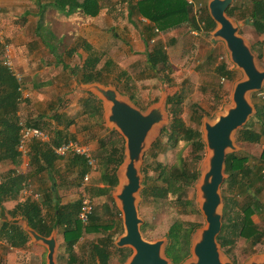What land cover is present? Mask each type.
<instances>
[{
	"label": "trees",
	"instance_id": "16d2710c",
	"mask_svg": "<svg viewBox=\"0 0 264 264\" xmlns=\"http://www.w3.org/2000/svg\"><path fill=\"white\" fill-rule=\"evenodd\" d=\"M249 0H247L248 2ZM57 9L68 16L77 9L82 10L84 15L94 17L99 14L100 6L98 0H54ZM130 7V6H129ZM67 8V9H66ZM134 11L141 17L146 18L152 29L156 32L166 33L171 29L186 25L187 28L199 30L198 22L205 23L203 27L206 31L215 28V23L210 18L207 6H203L193 13V7L186 0H138L133 5ZM238 12V15H237ZM226 15L231 18L246 17L249 25L257 34L264 36V0H250L248 5H244V0L235 1L233 5L226 10ZM42 18L38 21V29H41ZM185 27V28H186ZM150 40V39H149ZM146 41L147 51L145 53L146 63L154 73L158 74L160 81L166 86L173 85L171 75L173 73L172 65L169 63L168 55L161 40H156L152 45ZM260 44V42H259ZM89 47L87 46L86 49ZM71 54V53H70ZM4 56V48L0 44V58ZM258 56H261L259 51ZM100 62L99 57H92L85 60L81 68L74 67L70 69V75L78 77L80 81L88 84L93 82L101 83L102 70L96 69ZM0 67L1 63H0ZM68 67L64 66V70ZM218 73L228 79L233 78V73L227 69L225 63L218 67ZM22 77V76H21ZM24 80L20 82L9 73H0V162L10 160L16 163L21 156L18 151V145L21 139L23 127H37V123H22L17 115L20 104L23 99ZM264 90V89H263ZM252 93L254 96L253 107L254 114L249 121L237 131V141L246 145H263L262 151L256 158V163L252 162L249 155L228 154L225 159L224 174L227 176L222 184V226L217 237V242L223 254L233 256V248L237 240H242L247 244V249L243 251V256H251L255 253L254 248L264 241V219L255 223L253 216H258L264 212V204L260 201L255 192L254 186L264 182V171L261 164L264 163V91ZM124 93V92H123ZM129 98L134 101V96L129 93ZM259 96V98H256ZM94 101L92 96L82 100L84 108H87ZM183 95L181 92L175 93L166 99V107L169 115V124L161 129L160 137H166L170 143H176L178 140L186 141L193 148V169H185V161L181 160L179 168H173L166 171L161 168L155 178L149 180L148 171L151 166L149 161L150 153L159 148L161 139H157L152 145L150 152L144 155L141 172L144 175L143 189L140 192L141 202L144 205L148 201L160 204L168 198L169 195L179 207L182 214L188 212L196 214L198 210L193 200L188 199V188L194 185L199 178L198 162L204 153L205 144L202 139V133L199 129L187 128L181 118V105ZM195 105H192V108ZM193 113H198L197 110ZM53 118L58 119V115ZM200 117H197L199 125ZM55 139L53 145L40 140H31L25 143L24 149L29 158L28 166L30 172L35 177L45 173L48 178V186L42 188L43 198L41 201H35L31 198L19 202L9 213L12 216L19 215L26 219L28 226L42 237H48L54 228L60 229L64 249L57 256L58 264H109L112 257V249H115L112 239L104 237L97 244L91 245L89 257L85 258L84 245L79 241L85 234L107 233L111 226L103 225L100 218L93 209L89 222L84 225L78 220L80 211V200L67 204H62L56 192L55 168L58 161L68 158V164L77 166V176L82 178L88 171L86 161L83 157L67 155L59 157L54 154L53 148L60 145L63 136L59 131L54 132ZM115 134V133H114ZM116 138H108L107 141L99 142L100 148L97 154L99 159V181L104 185L102 189H91L90 196H104L113 205L117 214H120L111 196V191L117 186V170L124 159V142L121 137L115 134ZM64 142V141H63ZM250 158V159H249ZM18 163V162H17ZM34 168V169H33ZM157 170V169H156ZM28 174H10L0 183V200L6 202L10 196L18 194L25 182L30 178ZM42 178V177H41ZM40 178V179H41ZM234 190L232 196L227 195L225 189ZM104 208L109 211V207L104 204ZM46 209V213L44 212ZM260 223V224H259ZM263 224V225H262ZM147 223L141 226V232L144 233ZM201 224L175 220L168 228L164 237L166 244L164 255L171 264H183L191 256L192 236ZM2 241L12 248H21L29 240L28 234L18 226H8L0 236ZM77 245V246H76ZM77 247L78 249L74 248ZM125 259L122 260V263ZM232 262L237 264V260Z\"/></svg>",
	"mask_w": 264,
	"mask_h": 264
},
{
	"label": "crops",
	"instance_id": "0c3cea01",
	"mask_svg": "<svg viewBox=\"0 0 264 264\" xmlns=\"http://www.w3.org/2000/svg\"><path fill=\"white\" fill-rule=\"evenodd\" d=\"M76 1L80 2L81 0ZM137 1L138 0H98L100 6L99 14L94 17H89L84 15L80 9H77L66 16L57 9L54 0H0L2 8L0 14V26H2L4 30L5 38H7L6 40L11 43L10 48L13 61V67L11 69H7L1 65L0 73H9L14 77L15 74L18 73L22 76L23 80H26L22 85V89L23 94L27 97L23 96V99L31 97L33 100L31 107L37 102V99H39L41 94L44 95L46 90L58 87V92H56L57 95L44 96V100L40 101L39 104L37 103V105H43V108L50 105L54 108L46 116L42 115L36 117L35 121L32 123H37L38 126L36 128L48 133L49 141L47 143L49 144L53 145L55 139L54 132L59 131L63 136L61 142L75 140L82 145L89 146L91 156L95 163V169H91L86 163L88 168L86 174H89V179L86 182L83 181V176L75 182L72 181L69 184H62L59 185L58 188L56 187L57 196H59L58 198L62 204L70 203L68 201L74 200L73 198L77 194L79 195L80 200L82 194H84L91 200L93 209L96 211L97 206L101 204V200L104 199V196H96L94 198L90 196L91 189H102L104 187L99 181V159L97 156L100 148L99 142L103 140L107 141L110 136H106L112 132L123 139L120 133L111 127L107 121L105 111L106 106H109V103L105 102L94 92L85 90L84 87L95 84L101 86L103 89L115 90L120 97H124L122 93H119L115 88L107 86L103 82L82 83L80 81L81 75H79V78L71 76L70 69L74 67L81 68L88 57H102L105 59L113 50H116V47H119L122 50L125 49V51L128 50L130 54H127L128 56H126V58L138 62L141 60V57L145 56L147 51L145 40L150 39L149 45H152L158 39L161 40L167 52L168 48H172L180 43L184 46L186 41L182 42V39L185 34H188V32L191 34V31H194L195 34H192L193 37L198 38V36H206H202V33L212 31H206L203 28L205 23L198 22L197 25L199 30L195 28H187L186 25H182L181 27L171 29L166 33L156 32V29H152V26L146 18L141 17L134 10L132 13L129 11V6H133ZM194 2L196 6L192 7L193 13L195 14L198 12L197 10L200 9V6L197 5V3L201 1L194 0ZM3 12L4 16H2ZM41 18L42 30L40 31V29H38V21ZM21 19L25 21L20 22ZM183 31H187V33L183 34ZM39 32L41 34H39ZM40 36L44 39L42 40ZM177 37L179 40L175 41ZM120 43H122L123 46H117ZM87 46L89 47L88 49H86ZM189 46L192 50L195 49L193 46H196V51H199L201 48L197 39L190 41ZM50 49H53L57 55L54 53L52 54ZM98 52L101 53L100 56ZM171 62L172 61L169 60V63L172 65L173 63ZM64 66L68 67V69L64 70ZM127 66L129 65L124 67ZM226 66L228 69V65ZM67 77L70 78V86L64 88ZM161 84L163 83L161 82ZM74 89L79 92L77 108L75 111H72L73 113H69V111H62V113H60L59 110L61 107L59 108V105L66 101V97L68 98L73 94L72 91H74ZM39 92L41 94L38 96ZM89 96H92L94 101H92L87 108H84L82 100ZM128 100L135 106L129 97ZM104 104L106 106H104ZM66 107L67 106L65 105L64 108ZM138 109L142 111L140 108ZM55 114L58 115V119L53 118ZM72 114H74V116ZM17 115L19 117V113H17ZM98 117L102 118L104 123L102 124V132L97 134L89 133V128H93L89 126V123L92 122L94 118ZM81 119L84 120L82 123H80ZM45 120H48V122H50L48 123V126H51V128L47 130L39 126V123H42ZM96 122L98 123V120H96ZM257 146L259 148L258 152L260 153L263 145ZM67 159L68 158H65V160L57 162L55 174L58 173L59 170L62 172H73L77 175V169L79 168L68 164ZM251 161L256 163V159ZM17 162L15 164L10 160L0 162V183L7 178L6 176H9L10 174L13 176V172L14 174L27 175L28 170L29 172L31 171L28 166L29 158L26 156V153H21L20 159ZM261 166L264 171V163L261 164ZM32 174L33 172H30V178L27 179L28 181L24 183L20 192L16 194L15 198H13L15 200L13 204L1 202L0 236L8 226L14 225L21 229L25 226V221L22 220L21 216H12L9 213L17 203L22 202L27 198H31L35 201H41L43 198V192H40L39 189L45 188L44 185L45 182L47 183L48 178H45V173L40 174L38 177H35ZM34 186L37 187V190L41 195H38V193L34 191ZM114 189L111 191V196L113 195ZM254 189L258 198L264 204V182H258L254 186ZM35 194L38 195L37 199L34 198ZM101 206L104 208L103 204ZM44 212L46 213V209H44ZM262 219H264V212L258 216H253V221L255 223L258 221L260 222ZM13 222L15 224H12ZM54 236L57 245L55 261L56 264H58V253L63 251L65 244L60 229L54 228ZM107 236L108 235H102L101 238ZM117 239H112L115 249H112L111 251L114 250V252L119 254L117 259L120 262L125 259L123 262L124 264L130 257L131 251H129L128 255H124L126 254V248L116 247L115 242ZM82 241L80 240L79 244ZM98 242L99 241L94 244H97ZM74 248L78 249L77 247ZM46 255L47 247L42 243L33 242L30 237L28 242L21 248L8 247L0 238V264H46ZM85 258L87 259L86 256ZM96 263L99 264L97 261Z\"/></svg>",
	"mask_w": 264,
	"mask_h": 264
},
{
	"label": "rangeland",
	"instance_id": "374dc122",
	"mask_svg": "<svg viewBox=\"0 0 264 264\" xmlns=\"http://www.w3.org/2000/svg\"><path fill=\"white\" fill-rule=\"evenodd\" d=\"M200 1L201 2H198L197 5H199L201 9L207 4V0ZM235 1H237L238 3V1L240 0H234L232 5ZM249 3L250 0L248 2L247 0H244V5H248ZM133 10V6H130L129 11L132 13ZM2 16H4V12ZM231 19L234 24L239 27L238 34L243 37L246 44L253 49L255 57H257L256 64L258 65L259 69L264 70V36L257 34L254 31L251 25H249L246 17L240 20L237 16H235V18ZM21 21L25 20L21 19L20 22ZM41 30L42 29H40V31ZM0 31L3 32V42L8 46H11V43L6 40L7 38H5L2 26H0ZM185 33H187V31H183V34ZM39 34L41 33L39 32ZM203 34L204 33H202L201 35L203 36ZM191 35L192 34H190L189 32L187 35H184L182 39V42L186 41V44L184 46L180 43L172 48L167 49L169 60H171V63H173L172 86L168 87L161 84L158 74L154 73L150 68H148L145 56L141 57V60H139L138 62L129 60L126 58V56H128L127 54H130V52L128 50L125 51V49L122 50L119 47H116V50H113L109 56H106V58H108L109 60L100 57V62L97 65V69L102 70L103 66L105 69L102 70L103 73L100 77L101 83L103 82L107 86L115 88L119 93H122V95L126 99H128L130 95L129 93H131L135 98L132 102L142 111H147L150 107L158 104L163 96H165L167 99V97L181 92V94L183 95V103L181 105L180 114L181 118L187 128L193 130L196 128L199 129L202 133V139H204V122L212 123L216 121V119L220 115L226 113V110L232 106V93L234 86L238 81L242 80L244 76L243 73L230 62L224 43L219 40L212 42L209 36H198V38H194L193 35ZM41 36L40 38L43 40L44 38ZM196 39L198 40V43L201 47L199 51H196V46H193L195 48L193 50L189 46L190 41H194ZM178 40L179 38L177 37L175 41ZM119 45H122V43L118 44L117 46ZM53 49H50L52 54L54 53L57 55V53ZM259 51L261 52V56H258ZM100 54L101 53H99V56ZM1 60L2 59L0 58V63ZM124 63L129 66L124 67L126 66ZM222 63L228 65V69L233 73V78L231 80L221 76L218 73V67ZM69 80L70 78L67 77L65 80L66 82L64 84V88L70 86ZM24 81L26 82L25 79ZM263 89L264 86L261 90ZM56 92H58V87L46 90L44 92V95L39 92L38 96L39 94H41V96H39L37 102L33 104V107H31L33 103L31 97L24 99L20 104L18 112L20 121L22 123L33 122L35 121L36 117L42 115L46 116L47 114H49V112L54 108L52 105L48 107L45 106V108H43V105H37V103L39 104L40 101L44 100V96L57 95ZM72 92L73 94L68 98L66 97V101L59 105V108L61 107V109L59 110L60 113H62V111H69V113H73L72 111H75V109L77 108V102L79 101V92L76 89H74V91ZM248 96L250 97V101L253 104L254 96L252 97V93ZM256 98H259V96H257ZM65 105L67 106L66 108H64ZM192 105L195 106L192 108ZM104 106L106 105L104 104ZM194 108L198 113H193ZM165 112L167 118L166 123L156 128L152 132V135L149 139L150 146L144 153V155H146L148 152H150L151 147L156 142V140L158 138L161 139L160 147L154 149L153 152L150 153L151 157L149 158V161L151 162L152 167H150L147 174L149 180L155 178L161 168H164L166 171H171L173 168H179L181 166V160H184L186 163L184 166L185 169L189 170V168L193 169L194 167V154L191 144H187V142L183 140H178L176 143H170L167 141L166 137H160V130L164 127H167L169 124V115L166 110V105ZM72 115L74 116V114ZM197 117H200L199 125H197L196 123ZM96 120H98V123L96 122ZM83 121L84 120L81 119L80 123H82ZM48 123L50 122H48V120H45L44 122L39 123V126L47 130L51 128V126H48ZM102 124H104L102 118H94V120L89 123V126L93 127L89 128V133L97 134L102 132ZM111 134L109 133L106 137H117L113 132ZM234 145L236 147V150L230 151L229 153L231 154H237V156L238 154L242 156L249 155L251 158H249L250 160L256 159L259 154V148L257 145L255 146L238 143L237 133L234 135ZM208 155L209 154L205 146L204 153H202V158L198 162L199 176L200 174L202 175V173L207 169V167H205L204 165ZM142 165L140 167V174L142 178L143 189L144 175L141 172ZM55 179L56 187L58 188L59 185H66L71 183L72 181L75 182L79 178L73 172H62L58 170V173L55 174ZM198 183L199 180L196 181L194 185L187 190L188 199L193 200L198 210V213L196 214L190 212L182 214V211L180 212L178 210L179 207L177 206L172 195H169L168 198L164 201H161L160 204H155L152 201H148L144 205H140L141 199L139 200V218L143 222L142 225L144 223H147L145 232H141L143 238L146 241L153 242L156 240L164 239V235L167 232L169 226L178 219L201 224V227L198 228L199 230H201L205 226L204 217L199 210L200 198L197 190ZM47 184H49V181H47V183L45 182L46 186H48ZM225 189H227L226 186ZM39 190L40 192H42L41 189ZM227 190V195L232 196L235 193V189ZM34 191L37 192L38 195H41V193L35 186ZM15 197L16 194H14V196H10L6 202H8L9 204H13L15 202L13 198ZM79 198L80 197L77 194L73 198L74 200H69L68 202L77 201ZM103 198L104 199L101 200V204H99L96 208V211H94L100 218V220L103 221L104 225L111 226V230L108 233L89 234L83 236L84 239H81V241L83 240L81 243L82 245H84V252L86 253L87 258L89 257V252H92L91 245L102 239V235H108L107 237L114 240L124 233L122 215L117 214L115 208H113V205L107 200L106 197ZM102 204H106L110 208L108 212L105 208H102ZM116 209L119 212L117 207ZM194 239H197V233L193 235V240ZM245 249H247V244L242 240H237L235 247L233 248V256H223L225 260L227 259L232 262L233 259H236L237 264H246L252 257L264 253V242L254 248L255 253L251 256H243V251ZM129 251H131V249L126 248V254L124 255H128ZM112 252L113 255L111 257L110 264H123L122 261L120 262L117 259L119 254L117 252H114V250ZM193 259V257H190L188 261H191Z\"/></svg>",
	"mask_w": 264,
	"mask_h": 264
},
{
	"label": "water",
	"instance_id": "95a60500",
	"mask_svg": "<svg viewBox=\"0 0 264 264\" xmlns=\"http://www.w3.org/2000/svg\"><path fill=\"white\" fill-rule=\"evenodd\" d=\"M234 0H207V11L215 23V28L203 35L211 41L220 40L225 44L230 62L243 73L232 93V106L216 121L204 122V144L208 151L205 161L207 169L198 180L199 210L205 226L197 229V239L191 243V256L194 259L183 264H233L225 260L217 242L222 226L223 199L221 186L225 177V159L230 151H235L234 135L254 114L250 101L251 93L261 91L264 86V70L256 64L253 49L238 34L239 27L226 15V10ZM100 96L105 102L106 118L124 139V159L117 170L118 184L113 191L114 204L122 215L124 233L117 239L115 246L130 248L131 255L124 264H171L164 255L166 239L153 242L146 241L141 234L142 220L139 218L138 206L142 178L140 167L145 151L150 146L152 132L166 123V97L147 111H140L125 97H120L115 90L103 89L99 85L84 87ZM197 180V181H198ZM1 204V200H0ZM24 231L35 243L47 247L46 264H56L57 253L54 229L48 238L40 236L28 226L26 219ZM12 224H15L14 222ZM194 233V234H195ZM193 234V235H194ZM246 264H264V254L252 257Z\"/></svg>",
	"mask_w": 264,
	"mask_h": 264
},
{
	"label": "built area",
	"instance_id": "2783aa9c",
	"mask_svg": "<svg viewBox=\"0 0 264 264\" xmlns=\"http://www.w3.org/2000/svg\"><path fill=\"white\" fill-rule=\"evenodd\" d=\"M188 4L195 7L194 0H186ZM1 5H0V14H1ZM191 34H195L194 31H191ZM0 44L4 48V56L1 60V65L7 69H11L13 67V61H12V54H11V48L7 44L3 42V32L0 31ZM15 78L18 82L21 81L22 77L20 74H15ZM20 89H22V85L20 86ZM23 91V90H22ZM24 97H27L23 94ZM31 140H40L44 142L49 141V135L44 130H41L36 127H23L21 139L18 145V150L25 154L26 151L24 149V145L26 142ZM54 154L59 157H64L67 155L71 156H79L83 157L86 160L87 165L91 169H95V163L90 153V148L87 145H82L78 143L75 140H66L62 142L57 147L53 148ZM89 179V174H85L83 177V181L86 182ZM29 192V191H28ZM30 193V192H29ZM32 194V193H31ZM38 195H34V198L37 199ZM80 211L78 213V220L86 225L89 222L90 215L93 211V204L89 198H87L84 194H82V197L80 199Z\"/></svg>",
	"mask_w": 264,
	"mask_h": 264
}]
</instances>
